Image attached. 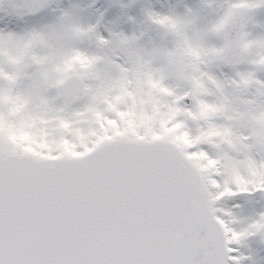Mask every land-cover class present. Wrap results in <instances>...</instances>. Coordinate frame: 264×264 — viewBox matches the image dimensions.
<instances>
[{
	"label": "snow or ice",
	"instance_id": "1",
	"mask_svg": "<svg viewBox=\"0 0 264 264\" xmlns=\"http://www.w3.org/2000/svg\"><path fill=\"white\" fill-rule=\"evenodd\" d=\"M0 264H264V0H0Z\"/></svg>",
	"mask_w": 264,
	"mask_h": 264
}]
</instances>
